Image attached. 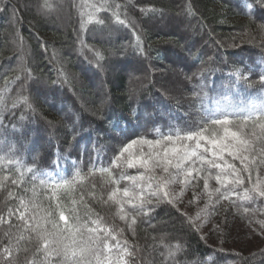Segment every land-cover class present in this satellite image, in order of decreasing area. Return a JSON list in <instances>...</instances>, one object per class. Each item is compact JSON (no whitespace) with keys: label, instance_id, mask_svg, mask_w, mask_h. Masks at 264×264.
Masks as SVG:
<instances>
[{"label":"trees","instance_id":"trees-1","mask_svg":"<svg viewBox=\"0 0 264 264\" xmlns=\"http://www.w3.org/2000/svg\"><path fill=\"white\" fill-rule=\"evenodd\" d=\"M45 2L0 0V264L43 259L35 234L17 219L21 200L29 205L26 218L48 211L56 218L57 203L66 214L74 207L81 216H103L117 239L127 240L128 264H264V241L250 253L225 237L211 238L207 230L218 214L247 221L264 215L263 197H243L251 189L247 174L244 184L221 188L234 194L228 199L216 194L199 219L167 200L147 214L126 204L128 217L121 220L118 205L108 199L122 172H142L122 161L113 166L128 143L196 130L229 88L240 103L264 95V3L47 0L45 7ZM64 9L69 23L60 29L55 15ZM117 69L121 74L114 81L111 70ZM237 70L247 79L235 83ZM172 78L179 80L177 88ZM100 168H110L111 176L96 171ZM77 171L84 179L67 188L40 183L41 173L48 174L47 181L72 179ZM214 186L220 187L215 180ZM5 246L12 253L8 259Z\"/></svg>","mask_w":264,"mask_h":264},{"label":"snow or ice","instance_id":"snow-or-ice-1","mask_svg":"<svg viewBox=\"0 0 264 264\" xmlns=\"http://www.w3.org/2000/svg\"><path fill=\"white\" fill-rule=\"evenodd\" d=\"M261 2L264 3V0ZM247 6L252 7L251 4ZM45 7H49L47 0ZM117 20L124 23L119 16ZM97 22L103 23L102 20ZM234 76L235 83L247 79L239 70ZM260 80L264 82V76ZM230 92L231 88L215 100V107L207 112L202 126L196 130H172L160 134L158 139L133 140L122 148L114 158L113 166L120 167L122 161L127 168L143 171L137 175H125L122 172L119 179L113 181L117 187L111 191L108 199L118 205L121 220L128 217L125 212L126 204L138 213L147 214L149 209L145 205L152 204L154 197L167 198L169 203L175 202L176 196L165 190L169 185L180 183L187 186L197 177L203 178L205 190L209 188L208 181L214 179L220 185L214 189V193L220 194L222 199H228L230 194H234V189L221 193V188H227L229 184H244L245 177L242 174H247V179L252 184L251 189H244L243 197L251 199L250 193L264 197V178L259 171L264 166V95L240 103ZM204 96L207 97V93ZM134 146L136 151H133ZM235 161H239V167ZM210 169L218 171L213 174ZM28 171L31 172L32 169L29 168ZM96 171L107 172L111 176L110 168ZM47 176V173H41L40 183H48L54 188H67L84 179L79 171L74 173L72 179L49 178L46 181L44 177ZM120 180L129 181V186L120 188ZM208 195L211 202L213 192ZM72 203L75 204V201ZM36 207L33 203L32 208ZM17 211V219L24 222L23 227L30 229L39 242L36 251H44L39 264H128L127 258L131 256V252L127 248V240L122 243L117 239V231L109 226L103 216L97 214L93 218L87 213L81 216L74 207L68 208L66 214V210L57 203L56 218L50 219L51 211L43 215L33 212L26 218L29 205L23 200ZM196 219H199V213ZM131 223H136L135 216ZM178 247L176 246V250ZM3 254L6 259L10 258L11 249L5 246ZM168 254L171 256L175 252L169 250ZM29 264L36 262L29 261Z\"/></svg>","mask_w":264,"mask_h":264},{"label":"rangeland","instance_id":"rangeland-1","mask_svg":"<svg viewBox=\"0 0 264 264\" xmlns=\"http://www.w3.org/2000/svg\"><path fill=\"white\" fill-rule=\"evenodd\" d=\"M39 10V9H38ZM41 12V11H40ZM57 22L59 23L60 29H64L68 23H69V15L62 10H59L57 14L55 15ZM228 18V17H227ZM237 19L235 18H228L226 21L230 23L236 22ZM165 28V30H168ZM163 29V28H162ZM179 29V28H178ZM128 69L126 71L127 73L130 72L131 69L128 67H125ZM139 68V65H137L136 69ZM120 69L116 70H111V77H113L114 81L117 75H120ZM172 85L177 88L179 85V80L177 78H172ZM117 81V79H116ZM84 91L86 90L85 86H82ZM256 98V97H255ZM254 98V99H255ZM215 107V104H211V108ZM137 148L134 147L133 151H136ZM228 159V157H226ZM239 162V161H238ZM240 166V165H239ZM143 171L142 169H139ZM159 171V170H158ZM260 175L262 178H264V166L260 168ZM63 170H60V172L57 175H62ZM195 175V174H194ZM58 177V176H57ZM255 177V173H254ZM203 178H196L193 179L194 182L192 183L191 186L183 185L180 183H176L173 185H169V187L165 190L176 192L178 197H176V202L181 203L184 207H188L194 215H197L198 213L200 214L201 211L203 212L205 209L208 207H211L213 205V202L215 200V195L214 193V180H209V188L208 190H205L203 187L204 180ZM254 182V180H253ZM252 184V182H250ZM232 185V184H230ZM240 186V185H239ZM209 192H213V195L211 197V202H209ZM174 195V193H173ZM160 196H163V192L160 193ZM175 196V195H174ZM264 198V197H263ZM167 198H152V204L150 205H145L146 209H149L147 212H149L152 208V206L159 204L160 202L167 201ZM207 205V207H206ZM256 218V219H255ZM252 220H244L241 219L239 216H232L230 220L224 219L221 214H218L214 217H211V226L207 228L208 230V235L211 236V238H218V240L223 239L224 237L228 239L230 242L236 243V245H241V247L244 248L246 251L254 252L256 250H259L263 246V241H264V215H259L257 214L256 217ZM225 220V221H224ZM226 223V224H225ZM206 229V228H205Z\"/></svg>","mask_w":264,"mask_h":264}]
</instances>
